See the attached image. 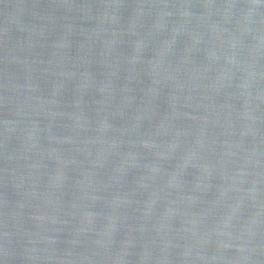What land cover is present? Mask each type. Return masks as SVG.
Instances as JSON below:
<instances>
[{
  "label": "water",
  "instance_id": "water-1",
  "mask_svg": "<svg viewBox=\"0 0 264 264\" xmlns=\"http://www.w3.org/2000/svg\"><path fill=\"white\" fill-rule=\"evenodd\" d=\"M0 264H264V0H0Z\"/></svg>",
  "mask_w": 264,
  "mask_h": 264
}]
</instances>
